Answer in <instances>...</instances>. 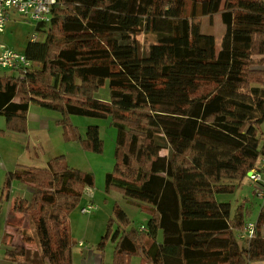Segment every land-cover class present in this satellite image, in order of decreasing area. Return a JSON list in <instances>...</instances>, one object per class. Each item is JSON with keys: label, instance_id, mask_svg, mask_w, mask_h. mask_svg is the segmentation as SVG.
<instances>
[{"label": "trees", "instance_id": "obj_1", "mask_svg": "<svg viewBox=\"0 0 264 264\" xmlns=\"http://www.w3.org/2000/svg\"><path fill=\"white\" fill-rule=\"evenodd\" d=\"M218 13L225 26L220 49L201 22ZM35 29L46 38L25 48L32 69L23 77L0 74V115L7 131L27 133L31 104L57 111L95 153L104 149L100 128L89 126L82 138L70 116L110 118L116 163L106 191L122 193L149 218L146 231L120 234L111 217L99 249L117 242L122 264L139 251L149 264L264 261V204L246 241L238 236L250 223L248 210L233 214L230 203L216 200L237 186L225 180L240 182L264 157V0H57L50 22ZM141 33L154 40L146 54L136 39ZM106 82L110 99L103 101L96 92ZM202 83L215 88L196 95ZM65 161L58 156L45 168L22 166L9 175L8 194L11 179L33 188L15 210L28 217L30 230L18 231L35 239L38 251L28 259L24 246L3 241L5 259L71 264L69 217L95 179ZM115 211L125 225L126 214Z\"/></svg>", "mask_w": 264, "mask_h": 264}, {"label": "rangeland", "instance_id": "obj_2", "mask_svg": "<svg viewBox=\"0 0 264 264\" xmlns=\"http://www.w3.org/2000/svg\"><path fill=\"white\" fill-rule=\"evenodd\" d=\"M190 8L191 6L188 5V12ZM201 22L202 32L214 35L217 48L220 49L222 37L225 33V26L222 22L221 14L218 13L210 17L201 16ZM35 27L36 22L25 21L15 16L9 22L5 33L0 35V43L19 52H24L33 34H36L39 39L42 38V34L37 32ZM136 39L140 44L142 54L147 53L150 44L154 41L150 35L144 33L139 34ZM259 59L257 57L254 61L258 62ZM252 67L254 68L255 66L253 65ZM5 72L9 75L12 74L11 71H0V74ZM251 82L255 83V79L252 78ZM214 88L215 86L213 84L202 83L195 94L205 95L213 91ZM96 97L103 101L110 99L108 82L96 92ZM33 105H35L34 108L37 107L40 110L39 115L43 116L42 118H37L38 122L42 119L45 120V128L43 129L35 130L36 127L33 124L30 113L27 120V126L32 130L30 133L7 131L6 119L0 116V129L5 130L4 132L0 131V244H2L4 231L10 216L9 210L14 200L18 196L19 198H23L21 195L26 196L28 191L27 187L30 188L29 192L33 191L30 185H26V187L18 179H11L12 183L9 187L10 193L8 194L5 185L9 175L22 166L45 168L51 159L58 156H64L68 166L83 172L92 173L95 179V184L91 187L94 196L96 195L93 201L95 205L94 212L88 215L81 213L82 207L86 206L89 202V198L85 193L80 204L71 212L70 216L75 218H90V216H93L92 228H95L97 224H101L104 219L108 223L112 217L115 220L112 225L114 232L118 230L119 225L128 227L130 231L132 229L138 230L139 227L141 228V225L145 224V221L149 218L146 212L138 205L128 202L122 193L114 190L106 191V175L113 171L116 163L117 130L112 125L110 118H93L81 115L70 116L71 126L82 138L86 137L89 126L96 125L100 128V136L104 142V149L102 153H95L85 150L80 139L73 137V132L69 128V131L65 129L60 123V120L63 119L61 113L40 107L37 104ZM169 153V149H163L160 152L163 156H168ZM262 176L264 178V174ZM224 183L237 184V186L233 192L217 194L216 200L230 203L233 214L239 206H243L248 210L246 223L256 222L261 206L264 204V198L257 195L256 184L248 175L240 182L236 180H225ZM116 207L120 208L126 214L127 221L125 225L116 217ZM19 229L21 230L20 227ZM161 238L162 233L159 236L160 240ZM7 240L11 244L13 243L14 245L24 247L25 243H31L34 246L33 248L37 245L35 239L27 238L18 229H16L15 235H10V238ZM239 242L241 245L248 243L240 240ZM37 251L38 249L34 253L28 250V259L33 258V254L35 255ZM26 259L27 257H14L7 260L5 259V246L2 245L0 247V264L7 262L17 264L18 262H24Z\"/></svg>", "mask_w": 264, "mask_h": 264}, {"label": "crops", "instance_id": "obj_3", "mask_svg": "<svg viewBox=\"0 0 264 264\" xmlns=\"http://www.w3.org/2000/svg\"><path fill=\"white\" fill-rule=\"evenodd\" d=\"M34 106L35 105L33 104L30 105L29 111H28V118H29V114L31 113V119H33V124L36 127L35 130L43 129L45 128V120L42 119L40 122H38L37 118H42L43 116L39 115L40 110L37 107L34 108ZM2 130L4 129H0V131ZM31 131L32 130H30V127H29L28 133H30ZM27 188H28V191L26 193V196L21 195V197L30 199L32 191L29 192L30 188L29 187ZM85 193L87 194L89 198V202L94 205L93 201L96 195L94 196V192L91 191V188H87ZM18 198L19 196L14 200L13 205L10 207V210H9L10 216L7 221V227L4 231L2 242L6 241V239H9L10 235H15L16 229L20 230L19 227L21 228V230H30V222H29L28 217L15 210V203L18 200ZM89 202L87 205L90 204ZM83 215H88V214H83ZM92 217L93 216H90V218H83V217L75 218L72 216L69 217L68 233H69L70 241L72 244L71 264H122L123 257L122 255L116 252L117 242L109 240L106 243V245H104L103 250L99 249L98 246L102 238L105 236L107 232L108 223H106V219H104L101 222V224H97L95 228H92L91 227ZM118 230L120 234L129 232L128 227L121 226V225L118 226ZM6 243L11 244L9 240H7ZM25 247L27 250L32 251L34 253L38 249L37 245L35 248H33L34 246H32L31 243H25ZM128 263L129 264H149V262L147 261L144 254L141 251H139L138 254L131 256L129 258ZM250 264H264V261H253Z\"/></svg>", "mask_w": 264, "mask_h": 264}, {"label": "built area", "instance_id": "obj_4", "mask_svg": "<svg viewBox=\"0 0 264 264\" xmlns=\"http://www.w3.org/2000/svg\"><path fill=\"white\" fill-rule=\"evenodd\" d=\"M57 0H0V35L5 33L9 22L18 16L25 21H33L48 24L51 19V11ZM45 34L39 39L36 34L30 38V42L44 41ZM33 67L32 60L24 52H19L11 47L0 43V71H11L15 77H23ZM264 169V157L261 158L255 169L248 176L257 186V195L264 198V178L260 170ZM95 205L90 203L83 207V214H92ZM141 230L146 231L144 227ZM256 231V223L250 222L245 230L239 234L242 240H251Z\"/></svg>", "mask_w": 264, "mask_h": 264}, {"label": "water", "instance_id": "obj_5", "mask_svg": "<svg viewBox=\"0 0 264 264\" xmlns=\"http://www.w3.org/2000/svg\"><path fill=\"white\" fill-rule=\"evenodd\" d=\"M249 174V173H248Z\"/></svg>", "mask_w": 264, "mask_h": 264}]
</instances>
